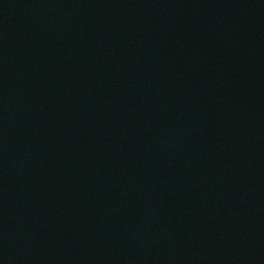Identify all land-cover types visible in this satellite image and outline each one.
Masks as SVG:
<instances>
[{
	"label": "water",
	"instance_id": "water-1",
	"mask_svg": "<svg viewBox=\"0 0 264 264\" xmlns=\"http://www.w3.org/2000/svg\"><path fill=\"white\" fill-rule=\"evenodd\" d=\"M0 264H264V0H0Z\"/></svg>",
	"mask_w": 264,
	"mask_h": 264
}]
</instances>
